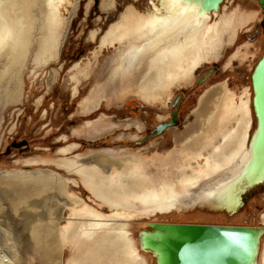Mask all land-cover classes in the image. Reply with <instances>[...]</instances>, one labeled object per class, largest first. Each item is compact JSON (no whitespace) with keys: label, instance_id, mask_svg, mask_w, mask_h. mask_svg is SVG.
<instances>
[{"label":"bare ground","instance_id":"obj_1","mask_svg":"<svg viewBox=\"0 0 264 264\" xmlns=\"http://www.w3.org/2000/svg\"><path fill=\"white\" fill-rule=\"evenodd\" d=\"M219 1L148 0L144 10L129 4L101 40V47L114 46L115 53L107 65L106 80L98 83L83 104L84 112L95 107L112 85L125 94L136 81L139 95L153 101L164 98L175 85L190 84L197 68L205 61L218 60L240 29L255 17L226 7L221 14L225 0L221 4ZM76 2L0 0V126L2 109L23 97L24 72L29 62L37 68L57 58L67 12ZM113 6L115 0L104 1L105 9ZM96 34L97 30L92 31L90 37ZM247 53L242 54L241 61ZM235 56H240V49L227 65ZM254 64L251 88L237 92L222 82L200 98L202 107L195 115V124L177 140L176 158H156L149 163L135 153L103 152L90 163L80 155L57 162L68 172L78 174L109 214L70 193L68 179L43 169H20L1 177V189L16 215L48 207L52 191L56 192L57 202L72 201L71 215L77 218L74 223L60 227L53 218V208L47 209L50 218L37 214L25 223L44 262L63 264L64 250L71 243L74 253L67 264H150L145 253L148 250L156 264H171L166 250L169 237L181 240L187 236L177 226L164 225L175 223L157 222L154 231L145 229L136 236L130 227L133 219L198 205L234 215L243 195L264 184V80L256 78L254 84L252 78L254 72H264V53ZM93 65L89 63L73 77L74 93ZM56 74L54 70L52 79ZM243 240L247 251L237 264H264V228L247 230ZM16 256L21 259L19 254Z\"/></svg>","mask_w":264,"mask_h":264},{"label":"rangeland","instance_id":"obj_2","mask_svg":"<svg viewBox=\"0 0 264 264\" xmlns=\"http://www.w3.org/2000/svg\"><path fill=\"white\" fill-rule=\"evenodd\" d=\"M104 1L107 2L77 0L67 12L65 35L57 58L37 68L33 62H29L24 72L23 97L18 104H10L1 111L4 116L0 126V178L20 169H43L49 174L68 179L70 193L81 197L83 202L104 214H109L108 208L86 189L80 176L68 172L57 162L62 158L80 155L90 163L97 154L103 152L114 155L135 153L149 163L156 158H176L177 140L195 124V115L202 107L199 100L205 93L212 92L222 82H227L229 88L237 92L251 88L254 63L264 53V8L258 0L221 2H224L221 14L226 7L253 13L255 17L240 29L236 40L227 45L218 60L205 61L197 68L194 81L190 84L175 85L164 98L153 101L139 95L136 81L127 88L129 90L125 94L112 85L104 91V96L99 98L95 107L84 112L83 106L94 88L100 81L106 80L107 65L115 53L114 46L101 47L103 36L129 4L135 3L144 10L148 3V0H115V6L105 9ZM95 30L97 34L91 38L90 34ZM238 49L240 56L232 58V62L227 65ZM247 51V58L241 61L242 54ZM91 62L94 64L92 72L81 79L74 93L73 77ZM54 70L57 74L52 79ZM67 147L71 149L63 152L62 149ZM151 167L155 169L154 164ZM52 192L48 207L21 211L16 215L0 186V203L4 207L0 211V264H52L44 262L25 225L37 214L42 218H50L48 208L55 209L56 214L52 217L60 227L77 221L76 216L71 215L72 201L67 199L57 202L56 192ZM242 199L234 215L198 205L185 211L173 210L147 218H135L131 221V231L137 236L145 229L151 230L150 224L153 222L264 228V222L261 221L264 213V184L248 191ZM73 253L74 245L67 244L62 263L67 264ZM145 253L149 263L156 264L150 250ZM17 254L21 259L17 258Z\"/></svg>","mask_w":264,"mask_h":264},{"label":"water","instance_id":"obj_3","mask_svg":"<svg viewBox=\"0 0 264 264\" xmlns=\"http://www.w3.org/2000/svg\"><path fill=\"white\" fill-rule=\"evenodd\" d=\"M222 1L220 0L219 4ZM258 1L264 8V0ZM252 78L255 79L254 84H256V78L260 81L264 80V72L259 71L257 74L254 72ZM261 83L264 89V84ZM256 98L257 95L255 113ZM155 224L157 223L150 224V231L156 229ZM164 225L177 226L179 232L187 236L181 240L177 236L169 237L166 250L171 264H237L244 257L248 246L246 241H242V236L247 230L256 229V227L245 225L203 223Z\"/></svg>","mask_w":264,"mask_h":264}]
</instances>
